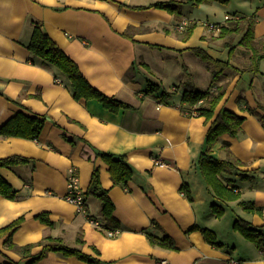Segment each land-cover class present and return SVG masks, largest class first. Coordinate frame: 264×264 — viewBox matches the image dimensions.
<instances>
[{"label": "crops", "instance_id": "crops-1", "mask_svg": "<svg viewBox=\"0 0 264 264\" xmlns=\"http://www.w3.org/2000/svg\"><path fill=\"white\" fill-rule=\"evenodd\" d=\"M155 1L161 0H0V126L18 111L44 118L37 138L0 134V158L30 160L0 166V174L18 191L14 199L0 195V228L23 216L12 241L31 245L35 255L41 238L49 235L92 256L95 247L98 257L112 264H156L159 259L170 264H264V251L231 224L243 218L264 231V58L260 72L245 69L250 50L237 45L242 32L230 39L194 25L183 38L190 23L181 31L175 25L182 19L193 22L195 17L185 12L192 4H182L180 14L159 7L136 8ZM222 2L227 3L226 14L216 23L225 24L226 15L251 16L254 38L264 36V0H209L195 6L214 9L213 4ZM35 20L93 86L131 108L113 112L96 100L75 99L53 67L31 61L27 43ZM197 48L213 59L233 61L213 84H225L215 114L225 107L244 119L239 132L221 135L210 154L226 157L223 140L241 161L237 172L224 175L236 185V200L215 197L195 169L206 149L209 123L204 116L184 114L180 105L185 90H204L210 84L205 62L200 59L203 69L193 65ZM174 59L177 64L170 65ZM175 79L180 85L172 82ZM148 81L168 91L170 98L162 101L146 92ZM97 151L125 155L133 169L125 186L113 183L109 165ZM70 168L88 215L100 225L65 199ZM95 168L119 221L121 232L113 237L103 229L100 201L86 194ZM183 186L189 193H183ZM213 204L223 209L222 215L214 213ZM244 204L256 210L249 212ZM231 210L233 217L227 212ZM41 212L52 225L36 218ZM200 228L213 230L219 243L208 242ZM148 233L167 235L174 248L152 244ZM5 238L0 236V264L22 263L19 253L6 248ZM33 264L90 263L50 251Z\"/></svg>", "mask_w": 264, "mask_h": 264}, {"label": "trees", "instance_id": "trees-1", "mask_svg": "<svg viewBox=\"0 0 264 264\" xmlns=\"http://www.w3.org/2000/svg\"><path fill=\"white\" fill-rule=\"evenodd\" d=\"M204 1L209 0H161L145 6H137L136 8L159 7L167 9L172 13L180 14V7L182 4L189 3L195 5ZM219 24L220 30L217 34L218 37H230V39H233L232 37L234 35L242 32L238 44H242L247 47L246 49L250 50V57L245 64V69L254 73L260 72L259 63L264 58V36L259 39L254 38L252 17L241 16L236 19L229 18L225 24ZM32 25L31 36L27 43V48L30 51L29 59L53 67L56 75H62L65 78L72 96L75 99L96 100L101 103L104 108L113 112L121 108H131L130 104L114 96L107 95L93 86L83 75L77 63L49 36L41 22L35 20L32 21ZM193 26L194 24H190L186 27L184 29V34L181 36L183 38L188 37L192 32ZM123 34L127 35L126 31H124ZM229 42L230 40L228 39V44ZM194 52L205 62L210 71L209 87L204 90L187 89L184 91L181 98L180 109L184 114L189 116H204L205 122L209 123L206 132V149L200 153L195 164V169L215 197L226 202L236 200L239 198L236 185L232 183V180L224 178V175L237 172V166L241 164V161L232 156L228 149V142L223 140L221 141V148L226 152V157L215 158L210 154L211 147L216 141H219L221 135L228 134L234 136L239 132L241 123L244 119L243 116L225 107H222L219 112L215 114V108L225 92V84L217 85L216 88H213V84L222 71L230 66L231 63L228 59H213L198 48L194 50ZM145 91L154 92V96L162 101H167L170 98V93L168 91L164 89L159 90V86L151 81L147 82ZM247 108L251 110L249 107ZM43 124V117L18 111L0 126V134L4 136H20L34 139L38 137ZM96 154L101 156L109 165V173L113 183L115 185L125 186L133 174V169L125 155L104 151H97ZM27 161L30 160L22 156H9L0 158V166L13 167L18 163ZM240 175L242 176V174ZM182 189L184 194L189 193L186 186H183ZM86 194H92L100 201L101 217L104 221V227L114 228L119 226V221L113 215L114 204L107 190L103 188L100 183L98 168H95L91 173ZM0 195L9 199L18 197L17 189H15L1 174ZM219 207L220 206L213 204V211L217 216L223 213V209ZM244 208L249 212L256 210L251 204H244ZM36 218L47 225L53 224L46 212L36 214ZM22 220L23 216H19L8 225L0 228V236L6 235L4 240L6 248L19 253L23 260L22 263L18 261L10 262V264H33L46 256L50 251L60 252L65 256L74 255L90 264H112L111 262L101 260L98 257V251L95 247L93 248L95 256H92L82 252L80 248L64 244L59 237H52L49 235L42 237L39 241L41 245L40 252L37 255L32 254L31 245L19 246L12 241V235ZM233 228L264 251V231L262 228L252 226L249 221L243 218H236L233 223ZM200 230L208 242L212 244L219 243L213 230L209 228H200ZM147 237L152 244L174 248L167 235L159 237L148 233ZM78 243H83L80 237L78 238Z\"/></svg>", "mask_w": 264, "mask_h": 264}, {"label": "built area", "instance_id": "built-area-1", "mask_svg": "<svg viewBox=\"0 0 264 264\" xmlns=\"http://www.w3.org/2000/svg\"><path fill=\"white\" fill-rule=\"evenodd\" d=\"M230 17L228 15L225 16V19H229ZM191 21L187 19H182L180 22H178L175 25V29L181 31L185 28L187 24H189ZM202 24L209 28L211 31H215L216 33L219 32L220 30V24L219 23H211V22H206L203 21ZM159 165H166L165 162L156 159L155 160ZM65 199L69 201L70 203L74 204L76 207L77 212H80L84 215L87 216L88 220L95 224V225H100V221L98 219H94L88 215L86 204H85V197L83 192L78 186L77 183V176L74 173V168H70V174L68 177V182H67V192L65 194ZM105 230V233L108 236H116L121 232V229L119 227L115 228H106L103 227ZM156 264H170V262L167 259H159L156 261Z\"/></svg>", "mask_w": 264, "mask_h": 264}, {"label": "rangeland", "instance_id": "rangeland-1", "mask_svg": "<svg viewBox=\"0 0 264 264\" xmlns=\"http://www.w3.org/2000/svg\"><path fill=\"white\" fill-rule=\"evenodd\" d=\"M223 3L224 2H222V4ZM226 6H227V3H224L223 5H220V4L216 3V4H213V6H212V7H214V9H208V8H205V6H201V5L200 6L188 5V6L185 7V12H186V15H188V16L190 15V16H194L195 17V19H193V22H195L194 25H200L204 29H206L208 32H210L211 30H209V28L204 26L202 24V22L206 21V22L216 23V22L224 19V15L226 14ZM228 11H230V10H228ZM191 22H190V24H191ZM189 25H187V27ZM237 45H239V44H237ZM243 47H244V49L247 48L244 45H243ZM246 50H248V49H246ZM249 57L250 56H248L247 58H249ZM196 58H194V64L193 65L195 67L203 69L204 65L200 62L201 61L200 58L198 56H196ZM184 59L187 60V61H190V59H186L185 57H184ZM231 61H230V63H231ZM175 64H177L175 59L173 61H170V65H175ZM259 66H260V63H259ZM172 82H174L176 85H180V84H178L179 83V79H177V80L175 79ZM164 84L167 86V84H169V83H167V81H166ZM181 87L183 88L182 84H181ZM184 88H186V87H184ZM227 212L229 213L228 215L233 217L232 210L231 211H227ZM233 223H234V220L231 221L232 225H233Z\"/></svg>", "mask_w": 264, "mask_h": 264}]
</instances>
